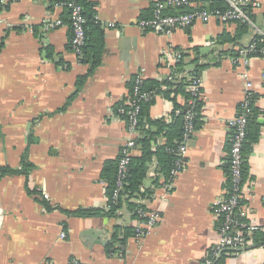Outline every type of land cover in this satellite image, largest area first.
Segmentation results:
<instances>
[{"label": "crops", "instance_id": "obj_1", "mask_svg": "<svg viewBox=\"0 0 264 264\" xmlns=\"http://www.w3.org/2000/svg\"><path fill=\"white\" fill-rule=\"evenodd\" d=\"M0 1V170H14L0 177V264H207L220 231L213 204L229 185V122L247 96V80L254 83L260 136L247 158L243 205L261 229L220 262L264 264V55H240L254 38L250 27L197 21L166 35L139 22L152 16L155 0H89L105 42L91 70L72 49L62 0ZM256 1L253 17L264 29V0ZM57 20L62 23L50 25ZM173 48L181 61L170 56ZM141 68L156 91L142 119L145 129L158 132L153 151L167 137L151 121L172 123L192 97V76L202 81L201 126L187 165L167 191L168 176L154 155L140 190L125 196L115 215L75 216L78 209L109 210L103 171L130 137L115 111ZM141 153L137 145L133 155ZM130 202L160 214L141 238Z\"/></svg>", "mask_w": 264, "mask_h": 264}, {"label": "built area", "instance_id": "obj_2", "mask_svg": "<svg viewBox=\"0 0 264 264\" xmlns=\"http://www.w3.org/2000/svg\"><path fill=\"white\" fill-rule=\"evenodd\" d=\"M218 2L224 3L225 6H219ZM67 5L71 11L72 49L79 56L85 44L84 23L86 19L83 15V7L78 3V0H70ZM260 5L261 3L256 0H155L152 16L139 22L142 26L151 28L154 32L166 35H171L177 28L191 26L197 21L207 23L211 20H216L225 25L238 22L250 27L254 34L253 40L248 45L240 48V55L243 58L253 55L263 56L264 29L257 25L252 12V9L259 8ZM61 23V20H57L56 23L52 22L50 25L55 26ZM170 56L174 58L175 62H179L183 58L182 52L176 48L171 50ZM261 83L264 84V73L261 77ZM246 86L249 91L240 105V112L229 122L232 130L229 153L231 157V168L228 175L229 185L226 187L227 195L218 198L213 204L215 215L220 220V231L217 241L210 248L206 260L207 264H222L220 259L225 253L230 250L245 248L248 240L255 232L261 229L260 224L247 219V212L243 205L245 178H243L242 173L244 161L242 146L246 136L248 121L245 110L253 97L252 89L254 83L251 80H247ZM189 90L192 93V97L189 99L185 110L186 123L184 132L178 148L174 151L176 160L167 180L164 182V188L167 191L173 188L176 177L187 165L186 153L196 132L197 100H200L202 95V81L199 77L192 76ZM155 93V90L145 87V69L141 68L135 74L129 94L115 111L127 121V128L130 134V137L123 143L120 152L118 179L114 191L115 198L119 196L124 186L131 157L137 147L142 106L145 102L153 100ZM180 111L178 109L177 113ZM44 197L48 198L49 195L44 193ZM138 212L139 218H136L135 236L141 238L149 230L157 226L160 214L146 207L140 208ZM4 218L5 213L0 208V227L4 223ZM62 237H65L64 233ZM72 264L80 263L77 260H73Z\"/></svg>", "mask_w": 264, "mask_h": 264}, {"label": "trees", "instance_id": "obj_3", "mask_svg": "<svg viewBox=\"0 0 264 264\" xmlns=\"http://www.w3.org/2000/svg\"><path fill=\"white\" fill-rule=\"evenodd\" d=\"M69 1L70 0H62L60 2L63 4V6L67 10L71 18V11L67 5ZM78 3L82 5L83 15L86 19L84 23L85 44L82 47L81 54L79 55V61L81 63H89L91 65V70H93L101 62L102 51L105 43L104 30L101 27V23L99 19L97 18L95 3L89 2V0H78ZM0 8H1V1H0ZM70 27H71V39H72L73 36L72 20L70 23ZM145 87L147 89L153 88V86L147 85L146 81H145ZM153 100L145 102L142 106L140 133L143 131L144 132L143 134H140L141 137L137 140L136 143L140 147L142 153L139 156L133 155L131 157V161L128 167L127 177L125 179L124 186L121 189L119 196L115 198L114 191L116 189V183L118 179V165L121 158L120 155L117 159L108 161L103 171V178L108 183L107 196L109 198L108 199L109 210L102 211L100 209H78L72 212L73 215L75 216H93L98 214H105L108 216L115 215L117 209L121 207L122 202L127 199L125 196L128 197L129 195L130 197H132L133 194H135L140 190V186L149 168V163L151 162L152 157L154 155H156L157 157V163H158L157 165L161 169L162 174H165V176H169L170 170L172 169L174 162L176 160V154L174 151L178 148L179 142L184 132V126L186 123L185 110L187 109V104L186 106H182V108L180 109L181 111L175 115L174 121L170 124H167L163 119L151 121L150 124L152 126H159L161 130L166 128V137H167V143L162 146H159L156 151H153L151 149V140L153 139V136L158 132L145 129L142 120L145 114L147 113L148 106L153 102ZM201 106H202V101L197 100V105H196L197 116L195 118V129H196L195 131H197L201 126V121H200ZM245 111L247 114L248 121L246 128V136L242 146V152L244 156V161L242 165L243 178H245L246 176L248 155L251 152L254 143L258 141L260 136V125L257 122V116L260 113V110L254 107L253 101L250 100L248 108ZM229 145H230L229 146V150H230L231 143ZM225 168H226V172L229 175L231 168L230 155L225 165ZM10 172L12 173L14 172V170L11 168L3 167L0 170V177ZM143 207H144L143 205H140L138 203L130 202L132 215L135 218H139L138 211L140 208ZM126 230L127 232L129 230V233L132 231L131 234L133 235L134 232L133 228L127 227ZM122 241H126V239Z\"/></svg>", "mask_w": 264, "mask_h": 264}]
</instances>
